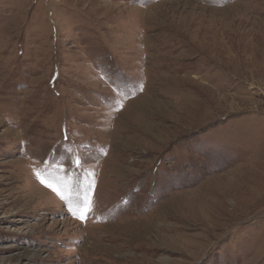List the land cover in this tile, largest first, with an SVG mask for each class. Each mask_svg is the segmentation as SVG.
<instances>
[{"label":"rangeland","instance_id":"obj_1","mask_svg":"<svg viewBox=\"0 0 264 264\" xmlns=\"http://www.w3.org/2000/svg\"><path fill=\"white\" fill-rule=\"evenodd\" d=\"M0 264H264V0H0Z\"/></svg>","mask_w":264,"mask_h":264},{"label":"snow or ice","instance_id":"obj_2","mask_svg":"<svg viewBox=\"0 0 264 264\" xmlns=\"http://www.w3.org/2000/svg\"><path fill=\"white\" fill-rule=\"evenodd\" d=\"M77 163H79L78 161H77ZM42 183H43V181H42ZM48 187H50V188H52V185L51 184H49V185H47ZM52 190L54 191V192H56V194L58 195V196H60V198L63 200V199H66V197L57 189V188H52ZM85 199H87V197L85 198ZM87 211V210H86ZM86 211H85V213L84 214H82L81 216H80V219H84V218H86Z\"/></svg>","mask_w":264,"mask_h":264},{"label":"bare ground","instance_id":"obj_3","mask_svg":"<svg viewBox=\"0 0 264 264\" xmlns=\"http://www.w3.org/2000/svg\"><path fill=\"white\" fill-rule=\"evenodd\" d=\"M121 246V245H120Z\"/></svg>","mask_w":264,"mask_h":264}]
</instances>
